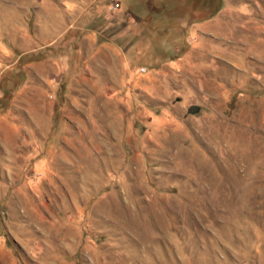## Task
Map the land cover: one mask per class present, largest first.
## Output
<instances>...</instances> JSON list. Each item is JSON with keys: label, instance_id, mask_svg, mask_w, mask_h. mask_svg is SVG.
Wrapping results in <instances>:
<instances>
[{"label": "rangeland", "instance_id": "rangeland-1", "mask_svg": "<svg viewBox=\"0 0 264 264\" xmlns=\"http://www.w3.org/2000/svg\"><path fill=\"white\" fill-rule=\"evenodd\" d=\"M0 264H264V0H0Z\"/></svg>", "mask_w": 264, "mask_h": 264}]
</instances>
